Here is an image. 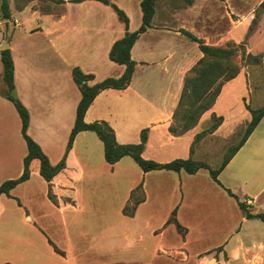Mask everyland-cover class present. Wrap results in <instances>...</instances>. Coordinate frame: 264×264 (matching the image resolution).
<instances>
[{
  "label": "crops",
  "instance_id": "0c3cea01",
  "mask_svg": "<svg viewBox=\"0 0 264 264\" xmlns=\"http://www.w3.org/2000/svg\"><path fill=\"white\" fill-rule=\"evenodd\" d=\"M21 1L19 8L8 3L9 20L0 16V51L10 52L13 92L29 116L26 134L51 165L65 159L49 182L33 159L28 179L0 195V264H264V224L246 219L226 192L251 213L264 212V115L218 183L203 168L144 173L129 156L110 166L92 131L77 133L66 151L81 97L71 70L93 75L88 85L120 77L124 66L108 54L125 27L96 0H45L42 9ZM109 1L128 18V32L140 27L141 0ZM263 1L155 0L150 26L130 49L128 86L98 93L83 121L107 123L120 145L139 143L145 130V160L191 158L219 169L251 120L248 108L264 104V61L240 66L192 128L178 135L169 129L184 79L203 57L200 46L264 53V10L250 30ZM26 154L20 118L0 94V185L20 177ZM138 188L141 201L124 215Z\"/></svg>",
  "mask_w": 264,
  "mask_h": 264
},
{
  "label": "trees",
  "instance_id": "16d2710c",
  "mask_svg": "<svg viewBox=\"0 0 264 264\" xmlns=\"http://www.w3.org/2000/svg\"><path fill=\"white\" fill-rule=\"evenodd\" d=\"M72 3H78L84 0H69ZM104 5L110 6L116 13L118 19L123 23L125 27V33L122 38L116 40L109 50L108 57L110 61L123 65L124 71L122 75L118 78H107L93 85H88L87 83L93 80V75L84 74L77 67L71 70L72 81L78 88L80 92V100L76 106L75 119L73 127L70 131L66 151L70 149L74 137L77 133L81 131H92L96 134L98 139L103 145L104 161L108 165H113L119 161L124 156H129L137 164L142 172H149L155 170H168V171H184L187 174H194L199 169H207L210 177L216 183V176L220 170L227 164L233 154L238 150V148L245 142L250 133L256 127L262 116L264 115V104L261 108L257 110H249L251 115V120L247 125L245 132L235 146L230 147L225 153L221 166L217 170H212L208 168L205 164L187 159H175L168 163H156L151 160H145L141 157L143 146L146 140L145 130L140 134V142L136 144H125L120 145L115 140V135L112 128L105 122L95 121L92 123H85L83 121L84 113L86 112L89 105L92 103L93 99L101 91L112 88L117 90H122L126 88L131 80L134 71V62L130 58V49L138 36L143 33L149 26L150 20L154 13V1L155 0H141L140 10H141V25L134 32H128V18L122 10H120L115 4L109 0H96ZM56 2H63L62 0H56ZM264 10V1L256 8V14L252 20V26H254L259 14ZM0 15L1 19L9 20V4L8 0H0ZM230 45V44H228ZM226 45L225 47H227ZM234 46V45H232ZM225 47H207L200 46L203 53V57L198 61V63L192 68V70L186 75L184 79V86L176 110L173 114V121L170 126V132L173 135H178L186 132L192 128L199 117L212 105L214 99L218 95L220 87L224 81H228L234 78L238 72V68H232L228 64H222L223 60L218 59L219 55L228 54L230 50L225 49ZM249 63L247 64H260L264 60V53L251 55L247 54L244 56ZM0 61L2 64V79L5 84V88L0 91V94L10 101L15 108L21 122V134L26 144L27 154L23 159V171L20 177L12 180H7L0 185V195H9V191L13 189L18 184L26 181L30 175L29 165L33 159H37L40 164L39 174L46 181L49 182L60 170L64 167L65 156L56 165H51L41 151L40 147L26 134V129L28 126L29 116L25 107L19 102L15 97L13 92V63L8 49H3L0 51ZM220 63V64H219ZM231 71L227 77L218 83L217 86L213 88L215 83V74L217 75L226 74ZM181 114L179 112L181 111ZM178 119V120H175ZM178 122V126L174 123ZM218 124V121H214L210 129H213ZM201 134L196 135L198 139ZM191 152V149H190ZM138 190H140L138 188ZM137 191V189H136ZM228 195L233 197L237 202L238 207L242 210L244 217L246 219L257 218L264 224V212L253 214L249 210V207L245 203L240 202L238 198L233 195L230 191L226 190ZM133 199V196H132ZM132 199L130 201H132ZM141 201V197L134 198L132 202V207L127 211L126 206L122 210L124 215L132 216L135 206ZM170 220L174 221L173 218ZM180 230V227L177 225Z\"/></svg>",
  "mask_w": 264,
  "mask_h": 264
},
{
  "label": "rangeland",
  "instance_id": "374dc122",
  "mask_svg": "<svg viewBox=\"0 0 264 264\" xmlns=\"http://www.w3.org/2000/svg\"><path fill=\"white\" fill-rule=\"evenodd\" d=\"M45 0H28V2H30L31 4H33V8H40V9H42L43 7H44V5H43V2H44ZM255 1L256 0H252V3H254L255 4ZM23 1H21L20 2V0H8V3L9 4H11V5H14L15 6V8H19V7H21V3H22ZM254 15L256 14V10H255V12L253 13ZM1 16V15H0ZM225 49H228V50H230V53H228V54H220L219 55V57H218V59H216V60H223L221 63L222 64H228V66H230V67H232V68H238V67H240V66H244V65H246L247 63H249V61L244 57L245 55H244V48L242 47V46H240V47H236V46H232V45H228L227 47H225ZM264 61V60H263ZM220 64V63H219ZM235 68V69H236ZM231 73V71H228L227 70V73L224 75V74H221V75H217V72H216V74H215V83H214V85H213V88L215 87V86H217L218 85V83H220L222 80H224L226 77H227V75H229ZM182 109L183 108H181V111L179 112V114H181V112H182ZM175 120H178V119H175ZM176 126H178V124H180V123H178V122H175L174 123ZM229 149V148H228ZM227 149V150H228ZM227 152V151H226ZM226 152H224V154L222 155V159H223V157H224V155H225V153ZM51 197V196H50ZM138 197H140V190H138L137 189V191H136V194H134L133 195V199H132V201L130 202V203H128V205H126V210L128 211L131 207H132V202L134 201V198H138Z\"/></svg>",
  "mask_w": 264,
  "mask_h": 264
},
{
  "label": "water",
  "instance_id": "95a60500",
  "mask_svg": "<svg viewBox=\"0 0 264 264\" xmlns=\"http://www.w3.org/2000/svg\"><path fill=\"white\" fill-rule=\"evenodd\" d=\"M3 50V49H2Z\"/></svg>",
  "mask_w": 264,
  "mask_h": 264
}]
</instances>
